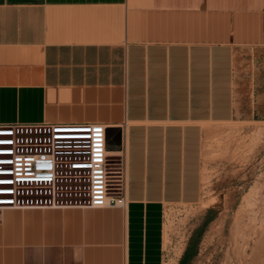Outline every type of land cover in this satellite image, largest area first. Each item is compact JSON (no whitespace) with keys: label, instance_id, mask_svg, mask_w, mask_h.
I'll return each mask as SVG.
<instances>
[{"label":"crops","instance_id":"obj_1","mask_svg":"<svg viewBox=\"0 0 264 264\" xmlns=\"http://www.w3.org/2000/svg\"><path fill=\"white\" fill-rule=\"evenodd\" d=\"M264 0H0V124L99 123L126 204L0 211V264H166L203 195L205 126L240 112Z\"/></svg>","mask_w":264,"mask_h":264},{"label":"rangeland","instance_id":"obj_2","mask_svg":"<svg viewBox=\"0 0 264 264\" xmlns=\"http://www.w3.org/2000/svg\"><path fill=\"white\" fill-rule=\"evenodd\" d=\"M239 81L235 121L205 131L201 202L165 213L166 264H264V49Z\"/></svg>","mask_w":264,"mask_h":264},{"label":"built area","instance_id":"obj_3","mask_svg":"<svg viewBox=\"0 0 264 264\" xmlns=\"http://www.w3.org/2000/svg\"><path fill=\"white\" fill-rule=\"evenodd\" d=\"M99 123L0 124V211L126 204L125 158Z\"/></svg>","mask_w":264,"mask_h":264},{"label":"bare ground","instance_id":"obj_4","mask_svg":"<svg viewBox=\"0 0 264 264\" xmlns=\"http://www.w3.org/2000/svg\"><path fill=\"white\" fill-rule=\"evenodd\" d=\"M225 126V125H224ZM233 127V126H232ZM210 127L208 125L205 126V131H207ZM168 223V222H167Z\"/></svg>","mask_w":264,"mask_h":264}]
</instances>
